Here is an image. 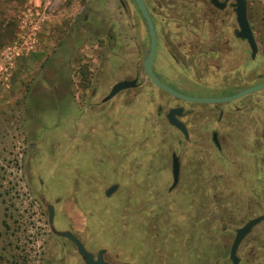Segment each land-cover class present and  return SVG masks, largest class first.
I'll return each instance as SVG.
<instances>
[{"label": "rangeland", "instance_id": "obj_1", "mask_svg": "<svg viewBox=\"0 0 264 264\" xmlns=\"http://www.w3.org/2000/svg\"><path fill=\"white\" fill-rule=\"evenodd\" d=\"M87 2L0 0V264H83L58 231H70L88 245L107 240L113 245L128 221L132 238L143 237L147 248L157 244L158 216L148 213L149 221L140 229L139 213L124 214V209L128 192L131 202L141 194L148 198L162 193L168 176L164 160L155 163L158 169L147 161L149 175L140 181L131 178L142 177V167L133 159L168 157V134L165 126L160 129L153 103L145 97L151 93L147 84L139 98L143 103L129 95L125 100L132 103L115 99L88 109L79 105L77 48H95L87 41L97 38L82 16ZM111 2L98 0L99 10L91 14L100 56L109 47L102 34ZM247 2L259 48H264V0ZM118 19L125 26L123 17ZM80 32L90 36L78 40ZM92 64L88 72L97 79L96 92L105 93L120 77L115 71L119 65ZM258 171L262 177L255 182L263 204L259 210L264 212V165ZM245 181V187L252 183ZM112 183L117 188L105 197L103 191ZM222 183L229 196V182ZM47 204L53 207L50 224ZM164 242L168 244L161 253L171 248L169 239Z\"/></svg>", "mask_w": 264, "mask_h": 264}, {"label": "flooded vegetation", "instance_id": "obj_2", "mask_svg": "<svg viewBox=\"0 0 264 264\" xmlns=\"http://www.w3.org/2000/svg\"><path fill=\"white\" fill-rule=\"evenodd\" d=\"M142 1L155 34L150 64L154 77L182 95L215 101L185 100L153 84L142 65L149 43L144 20L133 0L109 3L107 29L102 34L109 47L101 56L100 48H96L99 41L97 25L91 15L99 10L98 0L83 4L82 16L90 22V35H97V38L87 41L95 48H77L75 82L79 89V105L84 104L88 109L115 99L132 103L130 98L126 101L129 95L143 103L139 98L145 95L143 91L147 84L151 93L145 97L153 103L154 117L160 129L165 126L170 151L167 158L133 159L142 167V177L136 174L131 179L139 181L150 173L147 161L153 163L155 169H158L156 162L165 161L168 176L164 179L162 193L148 198L141 194L135 202H131L129 192L126 195L124 214L138 212L140 229L148 223V213L158 216V229L154 233L156 246L147 248L143 237L138 241L132 238L129 221L120 240L113 245L109 240L88 245L80 236L72 234L84 248V244L88 245L85 250L93 259L101 250L102 260L110 264H165L163 260H171V264H231L229 249L235 229L256 216L264 217V212L259 210L263 204H260L255 182L261 179L258 170L264 165V88L225 99L264 81V48H259L249 17V3L245 0L246 18L256 44L253 55L246 40L236 34L235 0ZM118 16L123 17L125 26ZM80 33L78 40L84 41L90 36ZM94 61L96 66L104 61L119 65L115 71L120 77L113 78L105 93L96 92L97 79L95 82L94 72H88L93 71ZM121 80H134V85L103 101L111 86ZM170 110L178 125L168 122ZM172 155L177 163L173 184ZM245 179L252 182L248 187H245ZM222 181L229 182V196ZM260 226L262 230L257 236H251ZM168 229L169 236H164ZM195 236L197 238L193 239ZM263 236L264 219L254 224L236 246L237 264H264V242H257V239H264ZM168 239L171 248L161 253L163 246L168 244L164 241ZM78 257L83 262L82 257Z\"/></svg>", "mask_w": 264, "mask_h": 264}, {"label": "water", "instance_id": "obj_3", "mask_svg": "<svg viewBox=\"0 0 264 264\" xmlns=\"http://www.w3.org/2000/svg\"><path fill=\"white\" fill-rule=\"evenodd\" d=\"M137 10L139 11L140 15L142 16L143 20H144V28L146 30V34L148 36V51L146 53V55L143 56L142 59V65H143V69L144 71L147 73V75L149 76L150 80L153 82L154 85L160 87L161 89L167 91L168 93L185 99V100H194V101H202V102H211V101H215L214 99H210V98H192V97H188L185 95H182L172 89H170L169 87H167L166 85H164L163 83H160L152 74L151 69H150V64H151V60L154 54V48H155V34H154V29H153V25L152 22L150 20V17L146 11V8L143 4L142 0H133ZM235 14H236V22L238 25V32L236 33L238 37L245 39L249 48L251 49V54L253 55L255 50H256V44L254 42L247 18H246V8H245V0H235ZM134 85V80H121L118 81L116 83H114L111 88L109 89V92L103 97V101L109 99L111 96H113L116 92L124 89V88H128ZM264 88V81L256 83L250 87L244 88L241 91H239L238 93H236L235 95L229 97V98H225L226 100H230V99H234L237 98L243 94L252 92V91H256V90H260ZM167 119L168 122L170 124H174V125H178L173 119H172V110H170L167 114ZM171 172H172V184L176 181V174H177V163L175 160L174 155H172V168H171ZM117 185L116 184H111L110 186H108L106 188V190L104 191V195L108 196L111 192H113L116 189ZM46 210H47V222L50 224L52 221V216H53V208L52 205L47 204L46 205ZM264 217L262 215L256 216L252 219H249L246 223H244L242 226L238 227L235 229V233H234V237L232 240V243L230 245V249H229V258L231 260V264H237V257L235 256V249L236 246L238 245V243L241 241V239L244 237V235L246 233L249 232V230L251 229V227L256 224L257 222L263 220ZM57 234L61 237L66 238L67 240H69L76 248V252L79 256L82 257L84 264H110V263H106L102 260L101 258V250H99L96 254V258L93 259L92 254L88 251L85 250V248L83 247V245L81 244V242L74 236V234H72L70 231L67 230H61L58 231ZM123 264V263H121Z\"/></svg>", "mask_w": 264, "mask_h": 264}]
</instances>
